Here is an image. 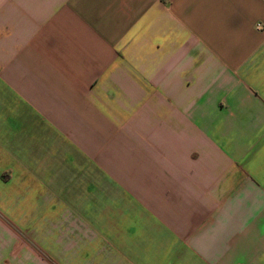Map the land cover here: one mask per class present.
Here are the masks:
<instances>
[{"label": "crops", "instance_id": "obj_1", "mask_svg": "<svg viewBox=\"0 0 264 264\" xmlns=\"http://www.w3.org/2000/svg\"><path fill=\"white\" fill-rule=\"evenodd\" d=\"M0 264H264V0H0Z\"/></svg>", "mask_w": 264, "mask_h": 264}]
</instances>
